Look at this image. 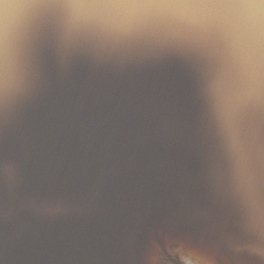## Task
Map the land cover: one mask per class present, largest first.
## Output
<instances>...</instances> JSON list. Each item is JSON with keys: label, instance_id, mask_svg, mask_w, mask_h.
Returning a JSON list of instances; mask_svg holds the SVG:
<instances>
[{"label": "water", "instance_id": "water-1", "mask_svg": "<svg viewBox=\"0 0 264 264\" xmlns=\"http://www.w3.org/2000/svg\"><path fill=\"white\" fill-rule=\"evenodd\" d=\"M211 57L35 37L0 137L5 264H140L145 247L153 264H259L245 249L264 184L248 132L212 108Z\"/></svg>", "mask_w": 264, "mask_h": 264}, {"label": "snow or ice", "instance_id": "snow-or-ice-1", "mask_svg": "<svg viewBox=\"0 0 264 264\" xmlns=\"http://www.w3.org/2000/svg\"><path fill=\"white\" fill-rule=\"evenodd\" d=\"M50 28L70 52L210 51L212 108L222 123L248 132L245 167L253 180L258 169L264 184V0H0V137L5 109L21 89L25 53ZM251 239L245 251L264 264V205ZM6 251L0 191V264ZM139 256L140 264H153L150 248Z\"/></svg>", "mask_w": 264, "mask_h": 264}, {"label": "bare ground", "instance_id": "bare-ground-1", "mask_svg": "<svg viewBox=\"0 0 264 264\" xmlns=\"http://www.w3.org/2000/svg\"><path fill=\"white\" fill-rule=\"evenodd\" d=\"M189 264H197V263L191 262V263H189Z\"/></svg>", "mask_w": 264, "mask_h": 264}]
</instances>
